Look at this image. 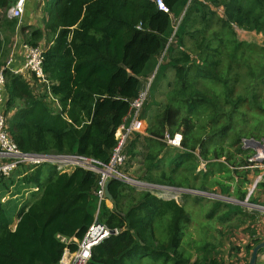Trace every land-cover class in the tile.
Returning a JSON list of instances; mask_svg holds the SVG:
<instances>
[{
  "label": "trees",
  "instance_id": "trees-1",
  "mask_svg": "<svg viewBox=\"0 0 264 264\" xmlns=\"http://www.w3.org/2000/svg\"><path fill=\"white\" fill-rule=\"evenodd\" d=\"M15 2L0 0V72L8 96L7 131L22 153L78 155L107 164L116 146L115 132L131 113L132 101L152 75L149 87L158 86L170 72L174 84L168 82L147 134L131 135L125 148L127 163L143 148L145 171L139 180L175 187L172 176L154 172L162 164L158 157L167 147L165 137L177 134L184 152L170 168L192 163L195 152L205 161L224 158L234 169L252 165L225 152L220 145L228 127L219 133L215 128L220 117L235 114L237 103L243 102L231 99L243 67L252 75L260 65L258 74L264 76V47L243 46L236 31L264 37V0H163L169 13L149 0H43L42 28L20 27L18 19L9 18ZM18 27L24 43L36 46L46 40L39 46L48 89L40 85L34 91L28 81L3 70ZM186 40L194 56L185 49ZM256 51H261L258 60ZM153 100L148 92L142 119L149 117ZM209 114L214 116L211 131L203 134L193 120ZM248 138L259 140L231 136L236 154L250 150L242 148ZM17 169L21 181L37 190L17 213L13 231L0 203V264H59L64 250L75 251V241L83 239L94 221L117 234L94 246L86 264H221L218 245L209 243L200 245L192 259L184 243L190 217L174 199L162 200L110 180L109 208L98 203L95 173L81 168L58 173L53 164ZM243 178L246 183L245 174ZM221 189L230 194L228 185ZM245 193L238 189L233 195L243 200ZM221 204L228 208L221 220L241 214L238 206H216Z\"/></svg>",
  "mask_w": 264,
  "mask_h": 264
},
{
  "label": "rangeland",
  "instance_id": "rangeland-1",
  "mask_svg": "<svg viewBox=\"0 0 264 264\" xmlns=\"http://www.w3.org/2000/svg\"><path fill=\"white\" fill-rule=\"evenodd\" d=\"M41 3H42L41 4L42 7L39 5L36 7L35 10L36 13L42 17L41 19H44L45 15L43 12L44 11L43 6L45 2H43L42 0ZM175 24L176 23L173 22L174 28H175ZM236 31H237V39L239 41H242L243 46L249 47L250 45L251 46L253 45L257 47H264V37L262 34H256L255 32H247V31L239 30L238 28H236ZM25 44L28 46H32L31 43L30 44L25 43ZM43 44L46 45L45 38L39 40L36 46ZM185 44H186L185 49L188 50V52L192 56H194L192 49H190L191 47L190 41L186 40ZM260 53L261 51H256L255 56L257 60L259 59ZM263 56H264V52H263ZM259 66L256 68V72L253 73L252 75L249 74L248 69H245V67H243L242 69L243 71L240 72V80L239 82H235L234 85L236 87V91H234L231 94V99L235 100L236 97H240L243 100V102L237 103L238 107L236 108L235 114L228 116V118L220 117L218 120V124L215 128V132L219 133L224 128L223 127L224 125L225 127H228V129L225 130V136L222 138L221 140L222 143L220 146L224 147L225 152H229L231 154L236 155V161H239V159L241 158L249 160L255 155V152L252 148L245 155L236 154L235 147L231 145L234 143L237 136H241V137L257 136L259 137L258 141L264 140V76H259L258 74ZM165 75L166 76H164L161 79V81H159L158 86L155 83L152 87H148V92L152 97H154L153 105L149 113H155L156 111L155 109H157L158 111L160 110L163 94L167 90L166 86H168V82H170L171 85L174 84L175 79L173 73L169 72L168 74ZM28 83L30 84V86L34 91L37 92L40 91L41 87L35 78H32V81H28ZM162 87H164V89L161 93H159ZM157 90L158 93L155 94ZM226 107L227 109L230 108L231 110V106L226 105ZM201 116H203V118H197L196 121L193 120V123H196V126L202 127L201 132L205 134L211 131L212 123L209 121L212 118H214V116H212L211 114H209L208 117L206 115H201ZM144 120L148 122L150 119L147 118ZM231 136H234L235 139L234 140L231 139ZM217 143L220 144V141H218ZM140 144L143 146L144 145L143 141H140ZM137 151L140 152V154L136 156V158L132 162L127 163L126 161V164L123 166L122 171L126 172L127 175H129L130 177L139 180L140 177L143 176L142 173L145 171V168L142 165L143 158L141 152H143V148L140 149L138 148ZM179 151L181 150L172 148L167 145V148L163 151L161 155V160L163 159L161 161L162 164H160L159 169L154 173L155 175H159V176L161 175L172 176L171 178L174 181V185L178 187H182V189L184 190L180 188H177V190H170L169 188H166L169 190H165V192L162 193L160 197L158 196L157 192L151 191L148 188L144 187L143 190L148 191L150 194L154 196L156 195V197L161 198L162 200L174 199L177 204L184 206L186 213L189 215L191 219V222L186 229L187 230L185 234L186 241L184 243L189 245V248L192 251V259H195L196 258L195 254L197 252L196 249L199 248L200 246L198 245V241H200V239H203L205 241L203 235H205L206 232L208 233L211 232L212 233L211 236H212L214 234L213 227L216 230L219 227H223V226L226 227V225H224V221L221 220L222 214L223 212L226 211V209L223 207V205L215 209V205L217 203L222 202L229 205H236L241 210H242L241 206H243L247 208L248 211L250 212L257 211L256 209L249 210L250 207H247L244 204L239 205L237 203V202H244L243 200H245V197L243 198L242 201H239L240 199L234 195L225 196L222 193L221 185H228L229 191L232 190L233 193H236V191L240 189L244 193L246 192L245 193L246 196V194L248 193L247 189L249 190L251 188L254 181L257 180L258 176L264 175V168L253 169L252 166L250 168L237 167L238 169L237 168L234 169L233 167L229 166V164H226L227 160H225L224 158H221L219 161L217 160L215 161L211 158L208 161H205L200 156L198 157L195 156V160H193L192 163H190V161L188 162L185 161L180 163L179 166L176 165L174 168H170L169 163L174 160L175 156ZM226 166H228L229 168H227ZM16 170L17 169H15V171ZM15 171L12 170L7 175L0 177V190L2 192L4 190L12 191V193L10 194L11 196L17 194V190L15 188L13 190L8 189L9 186L12 185V183H14L15 181L14 178ZM16 172L18 174V171ZM57 172L59 173L58 170ZM194 173L196 176H194ZM243 174L246 175L245 178L247 180L246 183L243 182L244 179ZM230 181L232 182V184L230 183ZM258 181L262 183L263 180L260 181V179H258ZM214 186H217L216 189H213ZM219 189H221V193L223 195L220 194ZM136 190L137 192H139L142 189L140 188ZM185 190H187V192ZM256 190L257 189L255 188L251 197H253ZM170 191H172L173 193ZM197 192H201V194ZM212 194L217 195V197L212 196ZM181 195H185V196L181 198ZM212 203H216V204H212ZM209 213L211 214V216L214 215L219 216V222L217 221V219H212V217L208 216ZM246 214L248 213L246 210H244V214L241 215V218L238 219L244 222L250 221L253 224L254 223L253 216L248 214L250 216L247 217L245 216ZM8 215L10 217V229H12V226L16 223L18 218L17 215H10L9 213ZM203 215H207L208 219H204ZM188 231L191 232V235H187ZM208 243L218 245L214 243V240L213 242L211 243L208 242Z\"/></svg>",
  "mask_w": 264,
  "mask_h": 264
},
{
  "label": "built area",
  "instance_id": "built-area-1",
  "mask_svg": "<svg viewBox=\"0 0 264 264\" xmlns=\"http://www.w3.org/2000/svg\"><path fill=\"white\" fill-rule=\"evenodd\" d=\"M149 1L154 3L160 11L169 13V10L163 0ZM24 5L25 0H16L15 4L8 10L7 16L9 18H16L20 20L24 13ZM13 43L10 55L5 62L3 70L11 73L12 75L20 76L26 81H32V78H35L39 85H45L48 89V81L42 71V47L28 46L22 40L18 45V36H15ZM18 47L20 48V52L18 51ZM147 95L148 86L142 89L137 98L132 101L130 106L131 113L115 132L116 146L113 148L107 164L78 155L48 156L22 153L13 143L7 131L8 115L5 112V106L8 96L4 90V77L2 72H0V177L7 175L10 171L15 170L18 166L22 165L34 168L41 164H53L59 172H69L75 168H81L95 173L98 176L97 190L95 193L98 203L107 202L104 187L105 183L110 180H116L131 187L141 189L145 187L149 190H155L159 197L165 192V190H173L172 188L166 189L167 187H159L157 189L152 188L147 183L134 179L122 171V168L127 161L125 148L131 135H145L146 133V129H144L140 119V114L147 99ZM49 100L55 103V106L57 107L56 100L53 99L50 94ZM178 138L180 139L178 140ZM165 140L169 146L180 147V135H175L173 138L166 136ZM242 146L244 149L252 148L255 152V155L249 159V162L253 164L248 166V168L252 166L253 169L264 168V140L256 141L253 139H243ZM262 178L263 176H258L251 188L249 190L247 189L248 193L245 196V200H243L244 202L237 203L239 205L244 204L247 207H250L249 209H256L259 211L260 225L264 235V207L249 203L251 195L260 183L258 179L261 181ZM212 196L217 197V195L214 194H212ZM113 234H117V231H110L106 226L94 221L84 235L83 239L79 242L76 241L77 248L75 251L70 252L68 249L64 250L59 264H86L90 258L91 249L102 240Z\"/></svg>",
  "mask_w": 264,
  "mask_h": 264
},
{
  "label": "crops",
  "instance_id": "crops-1",
  "mask_svg": "<svg viewBox=\"0 0 264 264\" xmlns=\"http://www.w3.org/2000/svg\"><path fill=\"white\" fill-rule=\"evenodd\" d=\"M40 1L42 2V0H25V5H24L25 11H24V14L22 15V18L19 20L20 27L22 25H27V26L42 28L41 16L38 15L36 13V10H35L37 6H39V5L41 6L42 3ZM16 34L18 36V45H19L20 41L22 40L21 34H20V28L18 29ZM18 51L20 52L19 47H18ZM163 89H164V87H162V89H160L159 93H161L163 91ZM54 106H55V103H54ZM55 108H58V106L57 107L55 106ZM155 110H156L155 113H149V115H150L148 117L149 119L153 118L154 115L157 114L158 110L157 109H155ZM140 119H141V122L143 124L144 129H147V123L148 122L145 121L144 119H142L141 117H140ZM146 134L147 133H145V135ZM177 135H180V134H177ZM165 142H166V140H165ZM170 147H172V146H170ZM172 148L181 150L177 154H179L180 152H184L181 145H180V147H172ZM193 155L196 157L199 156L197 152H195ZM158 158H161V155ZM219 160H217V161H219ZM26 167H28V166H26ZM226 167L229 168L228 166H226ZM16 171H18V174ZM16 171L14 172L15 181H14V183H12V185L9 186L8 189L13 190L15 188L17 190V194L14 196H11L10 194L12 193V191H5L4 190L2 192L0 190V203L2 204V207H3V209L6 213V216L9 220V223H10V217H9L8 213L10 215H17V213L22 208V206L29 201L30 194L34 193L37 190L34 185L23 183L21 181L22 175L20 173V169H17ZM194 176H196L195 173H194ZM230 183L232 184L231 181H230ZM149 185H152V184H149ZM262 185H264V181H262V183H260V185H257L258 186V187H256L257 190L254 193L253 197H251V199L249 201L250 204L264 207V186H262ZM159 187H165V186H159ZM167 187H170V186H167ZM175 187L176 188H174V187H170V188H173V190H177V188L182 189V187H178V186H175ZM206 187H208V186H206ZM216 187L217 186H214L213 189H216ZM152 188H155V187H152ZM182 190H184V189H182ZM151 191H155V190H151ZM185 191L187 192V190H185ZM219 191H220V194L223 195L221 193V189H219ZM22 193H23V195H22ZM194 193H196V192H194ZM197 193L201 194V192H197ZM231 195H233L232 190H230V194L225 195V196H231ZM184 196L185 195H181V198ZM239 201H242V200H239ZM251 201H254V202L252 203ZM212 204H216V203H212ZM106 205L109 208H111L112 207L111 201H107ZM216 205H215V209L217 208ZM222 205L223 204H221L220 206H222ZM181 206H183V205H181ZM233 206H236V205H233ZM223 207L226 209V211L228 210V208H226L224 205H223ZM241 207H242L241 214L236 213V214L231 215L226 220H222V221H224V225H226V227H224V226H223L224 228L219 227L217 230L213 227L214 234L212 236H211V234H212L211 232L210 233L206 232L205 235H203L205 241L203 239H200V241H198V245H202V244L208 243V242L211 243L214 240V243L218 244L217 250L220 253L219 258L221 260V264H248L249 260H250L251 251L257 245V242L255 244H252V241L259 240V243L264 242V235L262 233V227L260 225V220H259V214L260 213L257 211L250 212V211H248L247 208H245L243 206H241ZM244 210H246L248 214L253 216V218H254L253 224L250 221L244 222V221H241L240 219H238V218H241V215L244 214ZM249 210H251V209H249ZM225 212H223L222 217H223ZM210 213L208 214V216L212 217V219H217V221L219 222V216H215V215L211 216ZM257 213H258V215H257ZM248 214H246L245 216L249 217L250 215H248ZM208 216L203 215V218L208 219ZM222 217H221V219H222ZM17 222H18V219H17L16 223L12 226V229H11L12 231L15 229ZM190 222H191V219H190ZM9 227H10V225H9ZM186 229H185V234L187 232ZM253 232H254V234H253ZM260 233H261V235H260ZM187 235H191V232L188 231ZM185 241L186 240L184 237V242ZM248 247H250L249 250H248ZM262 251H264V249L258 252L256 264H264V252H262Z\"/></svg>",
  "mask_w": 264,
  "mask_h": 264
},
{
  "label": "water",
  "instance_id": "water-1",
  "mask_svg": "<svg viewBox=\"0 0 264 264\" xmlns=\"http://www.w3.org/2000/svg\"><path fill=\"white\" fill-rule=\"evenodd\" d=\"M252 142V141H251ZM108 185H109V181H107L105 183V187H104V192H105V197L108 201H111L112 200V197L109 193V190H108ZM149 185V184H148ZM149 186H152V187H155V188H159L158 185H149ZM173 189V188H172ZM264 249V242H261L259 244H257L251 251V255H250V260H249V263L248 264H256V261H257V255H258V252L263 250Z\"/></svg>",
  "mask_w": 264,
  "mask_h": 264
},
{
  "label": "clouds",
  "instance_id": "clouds-1",
  "mask_svg": "<svg viewBox=\"0 0 264 264\" xmlns=\"http://www.w3.org/2000/svg\"><path fill=\"white\" fill-rule=\"evenodd\" d=\"M153 76L154 75H152L151 77H150V79H149V81H148V83H146L145 84V86L147 85L148 87H149V83L152 81V78H153ZM146 86V87H147ZM146 87H143L142 89H144V88H146ZM64 156H66V155H64ZM68 156H72V155H68ZM42 165V164H41ZM22 166H24V165H22ZM40 166V165H39ZM38 167V166H37ZM30 168H32V167H30ZM35 168V167H34ZM17 169V168H16ZM15 171V170H14ZM70 172V171H69ZM60 173H64V172H60ZM167 188H170V187H167ZM108 201V200H107ZM76 242V241H75Z\"/></svg>",
  "mask_w": 264,
  "mask_h": 264
},
{
  "label": "bare ground",
  "instance_id": "bare-ground-1",
  "mask_svg": "<svg viewBox=\"0 0 264 264\" xmlns=\"http://www.w3.org/2000/svg\"><path fill=\"white\" fill-rule=\"evenodd\" d=\"M180 138H178V140H179Z\"/></svg>",
  "mask_w": 264,
  "mask_h": 264
}]
</instances>
